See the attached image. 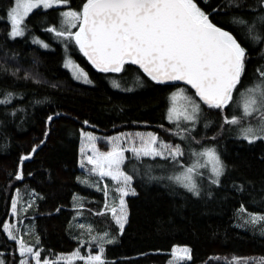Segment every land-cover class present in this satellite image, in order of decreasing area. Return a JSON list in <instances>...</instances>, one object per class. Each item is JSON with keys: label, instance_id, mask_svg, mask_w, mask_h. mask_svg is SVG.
<instances>
[{"label": "trees", "instance_id": "trees-1", "mask_svg": "<svg viewBox=\"0 0 264 264\" xmlns=\"http://www.w3.org/2000/svg\"><path fill=\"white\" fill-rule=\"evenodd\" d=\"M82 2L71 0L70 7L79 9ZM208 2L220 5L223 0ZM12 3L13 0H0V93L8 90L17 94L7 108L0 105V222L13 219L11 199L19 188L24 201H34L27 209L24 227L31 224L39 234L42 258L55 259L58 254H70L81 247L89 226L93 234L107 230L115 238L113 244L106 245V257L114 264H168L175 246L190 247L192 259L184 264H225V257H264V231L259 233L256 226L245 227L238 213L243 204L250 212L264 214V142L248 144L236 134H228L226 125L222 132L219 112L206 106L203 108L209 125L196 139L214 144L224 160L226 171L219 186L205 185L196 197L173 184L166 178L169 175L156 167L165 165V161L148 157L139 161L127 152L123 169L133 175L136 195L127 198L128 221L123 233L109 213L96 214L104 210L105 197L102 190L81 182L87 177L98 180L80 167L81 129L94 125V131L115 134L149 128L180 143L178 137L165 131L174 128L165 119L168 96L174 89L151 81L134 65H127L125 73H102L71 45V55L92 81L90 85L79 83L64 66L62 42L43 31L50 24H58V11L67 6L58 10L37 9L27 18L32 33L53 46L45 49L31 41L32 35L14 39L8 35L10 22L3 17ZM243 3L254 5L255 0ZM237 11L245 17L251 15L246 8L232 9L219 18L228 24L232 12ZM244 46L248 49V60L242 83L249 84L258 75L256 69L264 66L261 51L264 45ZM25 73L31 78L24 79ZM137 77L143 80V86L134 91L124 90V86L129 88V80ZM113 80L120 81L122 88H114ZM36 100L42 103L36 104ZM13 110H17L15 116L11 115ZM54 113L60 115L46 124L47 117ZM85 120L89 122L87 125L83 123ZM213 136L215 141L210 139ZM41 140L44 143L32 158L24 161V180H15L9 173L17 171L20 157ZM148 165L152 166L151 176L165 179H150L145 174ZM99 183L101 187L104 185L100 180ZM107 184L110 193L115 194L113 181L110 179ZM241 185L243 191H238ZM77 195L84 197L80 202L82 215H77L80 205ZM80 224L85 228L81 229ZM24 238L34 240L26 232ZM86 247V244L81 247V252H86ZM16 248V242L0 226V252L7 264H14L19 256Z\"/></svg>", "mask_w": 264, "mask_h": 264}, {"label": "snow or ice", "instance_id": "snow-or-ice-1", "mask_svg": "<svg viewBox=\"0 0 264 264\" xmlns=\"http://www.w3.org/2000/svg\"><path fill=\"white\" fill-rule=\"evenodd\" d=\"M70 4L71 0H13L3 17L10 22L8 35L14 39L27 33L32 35L33 43L47 49L50 45L32 33L27 18L37 9L58 10L60 6H67L66 10L58 11V24H50L43 31L52 33L54 38L65 44L66 49L69 44L78 46L83 56L102 73H125L127 65H137L151 81L173 88L168 96L165 119L174 128L165 131L187 142L182 147L163 140L155 132H121L103 137L109 150L101 151L97 147L101 137L81 129L82 142L88 146V151L81 147L80 167L86 168L90 176L114 181L115 199L110 205L108 184L101 187L99 180L88 178L81 182L104 192V210L96 214L103 215L104 211H109L121 234L128 216L125 197L136 195L132 187L133 175L122 167L127 159L125 153L130 152L139 161L145 157L152 160L160 158L166 164H157L156 167L172 169V174L166 178L199 197L205 185L219 186L226 171L216 146L201 143L191 135L202 121L205 128L209 125L202 105L219 112L222 132L226 125L227 130L235 131L237 138L248 144L264 142V66L256 69L258 75L249 84L242 83L248 60V49L244 44L253 47L264 45V0H255L254 5H246L243 0H223L220 5H212L208 0H83L79 9L70 7ZM245 8L251 13L248 17L237 11L232 12L228 24L219 18L222 14L228 15L232 9ZM261 51L264 52V47ZM65 67L72 70L75 79L92 83L88 74L70 58L66 60ZM23 78L31 77L25 73ZM177 82H183L185 86L181 87ZM143 83L139 77L133 81L134 86L142 87ZM112 86L121 89L122 83L113 80ZM124 90L131 89L124 86ZM16 95L8 90L0 93V105L7 108ZM35 103L42 101L36 100ZM16 111L13 110L11 115L15 116ZM59 115H49L46 124ZM83 123L87 125L89 122L85 120ZM44 136L47 138V130ZM210 139L215 141L216 137ZM43 143L41 140L29 153L22 155L17 171L9 175L23 181L24 161L30 160ZM193 144L198 145L199 150L193 148ZM186 152L187 160L184 159ZM204 169L210 175L202 171ZM151 171L152 166L148 165L145 174L150 179H165L151 176ZM238 191H243L242 185ZM33 203L24 201L21 190L17 188L11 199V215L17 218V223L0 222L3 232L16 242L19 256L14 264H75V261L114 264L106 257V245L113 244L115 238L107 230L93 234L91 226L88 227L87 239L81 240V247L87 245L85 253L82 254L81 247H77L70 254L56 255L55 259L42 258L39 234L31 224L22 227L19 219ZM82 209L83 204H80L77 215H82ZM238 211L244 226L260 225L264 229V214L250 212L243 204ZM79 227L84 229L85 225L80 224ZM25 232L34 240H26ZM171 256L177 262L192 259L191 249L186 246L173 247ZM224 261L225 264H264V257H225ZM0 264H7L3 252H0Z\"/></svg>", "mask_w": 264, "mask_h": 264}, {"label": "rangeland", "instance_id": "rangeland-1", "mask_svg": "<svg viewBox=\"0 0 264 264\" xmlns=\"http://www.w3.org/2000/svg\"><path fill=\"white\" fill-rule=\"evenodd\" d=\"M60 7H66V6H60ZM44 10H48V9H44ZM64 10H66V9H64ZM35 11V10H34ZM73 31H75L76 29H72ZM27 34V33H26ZM36 37H38L39 39H41V40H43V41H45L44 39H42L41 37H39V36H36ZM31 41L33 42V39L31 38ZM46 42V41H45ZM46 43H48V42H46ZM36 44V43H35ZM49 44V43H48ZM62 44H63V48H64V66H65V62H66V60L67 59H71L72 61H74V63L75 64H77V65H79V67L80 68H82L86 73H87V71L75 60V58L71 55V45H73V46H75L74 44H69L68 45V47H67V49L65 48V44L62 42ZM39 45V44H38ZM50 45V47L49 48H51V44H49ZM53 47V46H52ZM75 47H77L78 48V46H75ZM67 68V67H66ZM71 73H72V70L70 69V68H67ZM88 74V73H87ZM72 75H73V73H72ZM74 77V76H73ZM88 78H89V75H88ZM90 79V78H89ZM77 80V79H76ZM91 80V79H90ZM79 83H81V84H84V85H90L89 83H85L83 80H77ZM133 81L134 80H129V82H130V86H129V88L131 89L132 88V91H134V90H136L137 88H139V86H134L133 85ZM189 94H191V92L189 93ZM197 99V98H196ZM198 100V99H197ZM202 108H203V105H202ZM213 125H215L214 123H213ZM174 127V126H173ZM172 129V128H171ZM206 128L204 127V122L202 121L199 125H197V127H196V129H195V131H193L192 133H191V135L192 136H195V138H197V137H199V134L201 133V130L202 131H204ZM84 131H91V132H93L96 136H98V137H101V139L100 140H98V142H97V147L101 150V151H108L109 150V145H108V143L106 142V140H104L103 139V137H107V136H115V135H117V134H119V133H121V132H124V133H135V132H141V133H147V132H155V133H157L155 130H153V129H149V128H135V129H132V130H129V131H120V132H116L115 134H104V133H102V132H99V131H94L93 130V128H92V126H89L88 125V127H87V129H84ZM158 134V133H157ZM228 134H236L235 133V131H229L228 130ZM163 140H165V141H168V142H171V143H175V144H181V146L182 147H184L185 145H186V141H181L180 143L179 142H173V141H171V140H167L166 138H165V136L164 135H162V134H158ZM168 135V134H167ZM169 136H171V137H177V136H174L173 134H172V132H170L169 133ZM179 138V137H178ZM180 139V138H179ZM198 139V138H197ZM196 139V140H197ZM85 147V149H86V151H88V146L86 145V144H84L83 142H81V147ZM192 147L193 148H195V149H197V150H199V146L198 145H196V144H193L192 145ZM218 150V149H217ZM219 152V151H218ZM80 153H81V150H80ZM220 153V152H219ZM89 154H90V151H89ZM125 156H126V153H125ZM222 158V157H221ZM80 159H81V154H80ZM185 160H187V152H186V156H185V158H184ZM223 159V158H222ZM123 167V166H122ZM161 168V167H160ZM162 169V171H163V173L164 172H166V174L167 175H171L172 174V169L170 168V167H167V168H161ZM82 170H83V172H85V173H87V175H89V173H88V170L86 169V168H82ZM202 171H205L206 172V174H209L210 175V172H208V170H206V169H204V170H202ZM95 176V175H94ZM96 177V176H95ZM88 179H89V177H87ZM98 178V180H100L99 179V177H97ZM108 180H110V178H104V179H102V180H100V181H102L104 184H107V182H108ZM113 183H114V185H115V182L113 181ZM132 187L134 188V186H133V181H132ZM129 196H131V195H129ZM129 196H127V197H125V200H126V204H127V198L129 197ZM80 199V201H78L77 202V204H80V202H82L83 201V199H84V197H82V196H79V195H77L76 196V200H79ZM115 199V194H111L110 193V191H109V197H108V202H109V204L111 205L112 204V202H113V200ZM104 212H107V213H109L110 214V216H111V213L109 212V211H104ZM127 213H128V207H127ZM239 213V212H238ZM262 214V213H261ZM240 213H239V217H240ZM111 218H112V216H111ZM113 219V218H112ZM241 219V218H240ZM113 221H114V219H113ZM127 221H128V216H127ZM115 222V221H114ZM243 222V221H242ZM9 223H11V224H16L17 223V218L16 217H13V219L11 220V221H9ZM20 223H22L21 221H20ZM243 224V223H242ZM126 225V224H125ZM22 226V225H21ZM250 226H252V227H255V226H253V225H250ZM23 227H24V225H23ZM246 227V226H245ZM256 228L259 230V233H263V231H264V229H262L261 227H258L257 225H256ZM183 247V246H182ZM186 247H188V246H186ZM87 248V247H86ZM190 248V247H189ZM94 251V250H93ZM82 254L83 253H85V252H81ZM187 262H189V261H183V262H177L172 256H171V253H170V259H169V262H168V264H184V263H187Z\"/></svg>", "mask_w": 264, "mask_h": 264}, {"label": "crops", "instance_id": "crops-1", "mask_svg": "<svg viewBox=\"0 0 264 264\" xmlns=\"http://www.w3.org/2000/svg\"><path fill=\"white\" fill-rule=\"evenodd\" d=\"M21 214H22L21 216H24V217L21 219V216H20L19 219H21L20 221L22 222L21 225H22V227H23V225H24V226L27 225V222H26V219H25V215H26L27 213H26V212H23V213H21Z\"/></svg>", "mask_w": 264, "mask_h": 264}, {"label": "water", "instance_id": "water-1", "mask_svg": "<svg viewBox=\"0 0 264 264\" xmlns=\"http://www.w3.org/2000/svg\"><path fill=\"white\" fill-rule=\"evenodd\" d=\"M136 67H138L137 65H134ZM139 68V67H138ZM179 85H184L183 82H177Z\"/></svg>", "mask_w": 264, "mask_h": 264}]
</instances>
